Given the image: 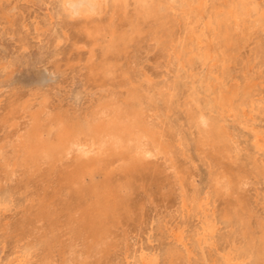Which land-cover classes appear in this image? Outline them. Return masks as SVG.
Segmentation results:
<instances>
[{
    "label": "bare ground",
    "instance_id": "obj_1",
    "mask_svg": "<svg viewBox=\"0 0 264 264\" xmlns=\"http://www.w3.org/2000/svg\"><path fill=\"white\" fill-rule=\"evenodd\" d=\"M0 25L85 92H8L0 53V264H264V0H0Z\"/></svg>",
    "mask_w": 264,
    "mask_h": 264
},
{
    "label": "rangeland",
    "instance_id": "obj_2",
    "mask_svg": "<svg viewBox=\"0 0 264 264\" xmlns=\"http://www.w3.org/2000/svg\"><path fill=\"white\" fill-rule=\"evenodd\" d=\"M17 44V38H11V35L3 31L0 25V53L16 50L21 58V63L18 65L17 69L10 77V87L7 88L8 92L10 90L14 91L15 89H19L22 92H28L30 88L37 89L38 87H48L53 85L56 86L59 84L60 86H63L62 90H60L59 93H61L62 95L65 93L64 98L67 99L66 101L74 100L75 102H79V99H77L76 95L79 92H83V96L85 94V92L83 91L84 74L83 70H81L80 67H78L75 73L70 72L69 70V73H67L66 70V75L62 76V73L54 70L53 65L48 62V59L54 56V53L57 50L54 44H51L49 46L45 42L43 44L44 47L34 44L27 50H21ZM45 44L47 45V47ZM40 52L43 53L44 57L40 55ZM155 56L156 54L154 52L150 55L151 59L147 64L149 68H151V66H154L155 64ZM65 59L66 58L64 57V59H62V62H64ZM156 79L161 80V77L156 76ZM93 85L95 86V84L93 83L89 90L92 87L94 90H97V87H94ZM201 169L204 170L203 167H201ZM139 189L142 190V188ZM158 190L159 189L154 184V188L152 191V193H154V202L158 203L161 207H165V205L169 203V200L165 199L163 197L164 195H162L163 193L161 194ZM132 198L133 200H140L142 203L145 201L144 198L146 197L144 196L143 191L140 192L139 190H137ZM154 202H148L149 209L150 207H153ZM133 222L134 221H130V226Z\"/></svg>",
    "mask_w": 264,
    "mask_h": 264
}]
</instances>
